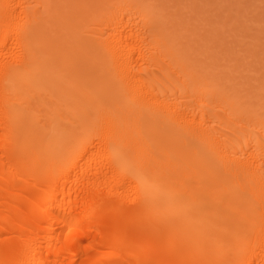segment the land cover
Segmentation results:
<instances>
[{
	"label": "bare ground",
	"instance_id": "obj_1",
	"mask_svg": "<svg viewBox=\"0 0 264 264\" xmlns=\"http://www.w3.org/2000/svg\"><path fill=\"white\" fill-rule=\"evenodd\" d=\"M148 0H0V264H264V108Z\"/></svg>",
	"mask_w": 264,
	"mask_h": 264
},
{
	"label": "rangeland",
	"instance_id": "obj_2",
	"mask_svg": "<svg viewBox=\"0 0 264 264\" xmlns=\"http://www.w3.org/2000/svg\"><path fill=\"white\" fill-rule=\"evenodd\" d=\"M243 97L264 108V0H148Z\"/></svg>",
	"mask_w": 264,
	"mask_h": 264
}]
</instances>
